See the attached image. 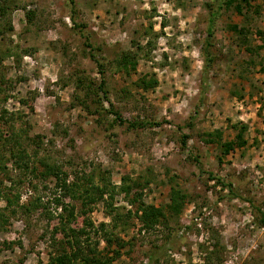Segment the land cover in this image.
Here are the masks:
<instances>
[{"label":"rangeland","instance_id":"rangeland-1","mask_svg":"<svg viewBox=\"0 0 264 264\" xmlns=\"http://www.w3.org/2000/svg\"><path fill=\"white\" fill-rule=\"evenodd\" d=\"M7 1L13 30L0 36V88L9 96L0 110L15 117L5 115L1 127L10 132L12 122L26 130L29 168L6 153L2 192L19 193L25 204L35 185L49 209L61 212L58 177L37 176L43 163L58 166L68 183L80 173L97 180L108 172L120 185L128 174L140 181L142 200L161 208L166 220L147 232L137 202L124 191L116 194L112 214L100 201L78 217L77 226L103 222L107 232L118 220L116 235L132 243L114 264H264L258 221V210L264 212V0H250L257 11L250 8L249 19L232 11L217 18L211 39L216 59L203 100L210 0H74V7L70 0ZM228 23L244 25L246 41L239 42ZM86 42L102 58V76ZM121 53L135 55L130 75L115 66ZM102 79L103 107L120 113L124 123L106 110L93 112L85 91L90 85L96 90ZM143 79L156 83L145 87ZM134 121L158 124L129 127ZM242 124L246 144L228 154L216 140L201 138L218 129L222 141L232 139ZM62 200L81 208L67 193ZM4 207L2 198L0 211L9 222L0 229V264H50L61 244L57 219L47 224L40 210L24 215ZM115 241L108 245L100 232L93 246L105 255Z\"/></svg>","mask_w":264,"mask_h":264},{"label":"trees","instance_id":"trees-1","mask_svg":"<svg viewBox=\"0 0 264 264\" xmlns=\"http://www.w3.org/2000/svg\"><path fill=\"white\" fill-rule=\"evenodd\" d=\"M72 6L74 7V0H70ZM250 0H210L206 2V7L208 10V17H207V24L205 27L206 37L204 39V44L202 47V56H203V66L201 70V87H200V100H203L204 93L206 92L207 88L209 87L208 84V75L209 70L212 67V64L215 63V54L211 49L214 45L212 40L214 38L215 33V26L217 18L222 15L223 12L232 11L239 16H243L246 19H249L247 16V12L250 8H253L250 4ZM253 9L257 11V7L255 6ZM252 9V10H253ZM9 6L7 0H0V36H4L7 32L13 30L12 20L9 13ZM73 17V15H71ZM161 25L164 26L162 23ZM228 31L236 34L238 41L243 43L246 41V27L244 25L238 23H228L226 25ZM212 39V40H211ZM86 45L89 47V56L91 59L96 63L99 70L98 73L102 76L103 75V67L104 64L102 62V58L97 57V53H95V48L92 47L91 44L86 42ZM247 49H249L247 47ZM9 56V53L8 55ZM3 56L0 54V61L3 60ZM116 68L118 71L125 73L126 75H130L133 70H135L136 60L135 55H131L128 53H121L120 57L116 60ZM259 70L264 73V64L260 65ZM3 77L1 76V79ZM156 81L154 79L142 80V84L145 87L153 86ZM89 97V94L92 95L91 98L94 104V113H99L101 110H106L108 113H113L117 116L119 122L124 123L125 120L122 119L121 114L114 111L111 107L104 109L103 101L107 97V91L104 88V80L102 79L96 90L93 86H88L87 90L85 91ZM5 91L0 88V104L5 102L8 99L7 94H4ZM19 103L29 105V108L32 110L33 105L30 104L27 100L20 99ZM92 112V113H93ZM5 115H9V118L14 119V113L7 112L6 109L1 108L0 110V172L6 169L5 165V158L6 153L8 155V159L12 160V158H16V160H23L25 162V167L28 169L27 166V143L25 144L27 138L25 136L26 130L23 128H15L13 123L9 125L10 132L2 129L1 123L2 119H5ZM18 117V115H17ZM7 119V118H6ZM158 124L157 122L151 121H141V122H129V127H137L142 126L143 124ZM190 124V123H189ZM246 129L245 125H241L239 129H237V133L232 139L222 141L221 140V132L220 130H214L212 132L204 133L201 138L204 142L211 143L216 140V143L220 147L222 154H228L229 152L235 150L236 148L244 147L246 144V139L244 137V130ZM188 136L184 135L182 137V143H186ZM10 145L8 148L6 146ZM197 161V159H196ZM40 162H42L40 160ZM47 162V161H44ZM43 163V162H42ZM15 165H18L17 161H14ZM44 169L37 173V176L42 178H46L48 175L57 176L61 187H62V194L61 196L67 193L68 195L72 196L75 200L79 201L80 203V210H76L73 204L65 203L62 200V197H55L56 204H60L61 212H54L49 209V201L48 199H44V195L37 194L39 189L37 186L34 187L35 195L27 201L25 204L19 203L20 201V194L15 193L13 196L5 195L2 190L0 189V199H4L5 207H9L12 214H15L17 210L20 213L27 215L31 214L34 210H40L41 216L47 222H50L53 219H57L58 221V231L61 235V244L57 245L56 252L50 259V264H114V261L117 257L121 255L120 249L127 247L132 242L131 240H122L118 237L115 233V229L117 228V221H113L111 227L112 230L106 231V227H109L107 223H100L99 225L95 226L93 223L90 226H77L76 221L78 217L87 216V214L91 211L93 205L97 202H102L104 207L107 211V214H112L114 209H112V205L115 199L116 194L119 192L124 191L127 194L130 202H137L138 210L141 212L140 219L143 223V226L147 232H151L156 224L162 222V220H166L165 212L158 207H155L151 204H147L142 200L141 193H140V181L134 180L128 174H124L121 176V184L116 185L112 182L110 175L108 172H105L102 177L98 178L97 180L91 174L80 173V175H76V177L70 183L67 182L66 174L63 173V177L60 178L59 175L62 174V170L59 169L58 166L51 165L49 163H43ZM36 168L32 167L31 172L34 175L36 172ZM35 176V175H34ZM216 178V177H213ZM147 184V182H144ZM223 186L228 187L230 191H233L231 184H225L221 181ZM259 211L258 221L261 226L264 227V212L261 210ZM116 217H120L119 213L115 214ZM8 218L6 215L0 211V229L6 227L8 224ZM48 225H46V228ZM114 229V230H113ZM104 231V232H103ZM102 232L103 238L106 240L108 245H111L113 240L115 239V243L117 244L116 247L110 248L108 250L109 254H101L100 250H96L93 246L95 244L93 242V238ZM55 243V240H53ZM57 243H55L56 245ZM156 248V247H155ZM153 261V260H152Z\"/></svg>","mask_w":264,"mask_h":264}]
</instances>
